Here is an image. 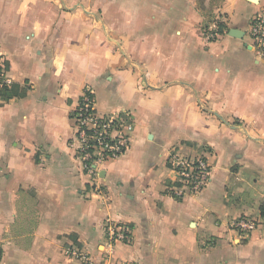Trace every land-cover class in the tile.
Instances as JSON below:
<instances>
[{"label": "crops", "instance_id": "obj_1", "mask_svg": "<svg viewBox=\"0 0 264 264\" xmlns=\"http://www.w3.org/2000/svg\"><path fill=\"white\" fill-rule=\"evenodd\" d=\"M263 6L0 0V50L26 90L0 99V264H264V61L248 34ZM87 88L100 113L136 122L98 188L71 118ZM199 155L209 184L176 197L170 159ZM242 217L257 221L248 236L233 227ZM108 221L128 225L132 241L110 242Z\"/></svg>", "mask_w": 264, "mask_h": 264}, {"label": "built area", "instance_id": "obj_2", "mask_svg": "<svg viewBox=\"0 0 264 264\" xmlns=\"http://www.w3.org/2000/svg\"><path fill=\"white\" fill-rule=\"evenodd\" d=\"M209 34L213 37L214 30ZM248 34L258 58L264 61V6L252 17ZM13 84L7 72L4 54L0 50V89L11 88ZM71 118L75 123V141L84 171L98 188L97 181L103 165L121 157L130 148L136 122L129 112L100 113L95 104L94 93L89 88L75 105ZM169 165L177 172L174 195L178 198L185 195L184 189L190 194L200 193L211 180V164L203 155L195 158L172 157ZM105 226L110 242L132 241V229L128 225L108 221ZM233 227L240 235L248 236L257 228V221L242 217L234 221ZM67 253L84 263L89 262L88 257L75 245H71Z\"/></svg>", "mask_w": 264, "mask_h": 264}, {"label": "trees", "instance_id": "obj_3", "mask_svg": "<svg viewBox=\"0 0 264 264\" xmlns=\"http://www.w3.org/2000/svg\"><path fill=\"white\" fill-rule=\"evenodd\" d=\"M206 25V24H205ZM207 26H205L206 28ZM228 30L227 26L220 21H217V30L218 33H223L224 31ZM26 93V90L20 91L18 85H13L11 88H1L0 89V99L3 101H8L16 96H23ZM171 182L168 181L167 184H170ZM177 184V182H175ZM260 217L264 221V201L260 205ZM3 256V250L0 247V262L2 260Z\"/></svg>", "mask_w": 264, "mask_h": 264}, {"label": "water", "instance_id": "obj_4", "mask_svg": "<svg viewBox=\"0 0 264 264\" xmlns=\"http://www.w3.org/2000/svg\"><path fill=\"white\" fill-rule=\"evenodd\" d=\"M254 3H258L260 0H249ZM230 35L236 36V37H242L244 35V32L239 30V29H231L230 30Z\"/></svg>", "mask_w": 264, "mask_h": 264}, {"label": "rangeland", "instance_id": "obj_5", "mask_svg": "<svg viewBox=\"0 0 264 264\" xmlns=\"http://www.w3.org/2000/svg\"><path fill=\"white\" fill-rule=\"evenodd\" d=\"M29 203H31V201L29 200Z\"/></svg>", "mask_w": 264, "mask_h": 264}]
</instances>
